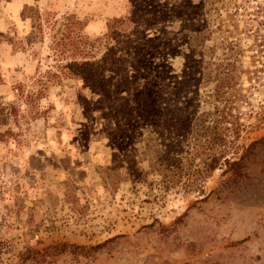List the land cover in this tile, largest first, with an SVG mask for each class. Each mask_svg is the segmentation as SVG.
<instances>
[{"label": "rangeland", "instance_id": "374dc122", "mask_svg": "<svg viewBox=\"0 0 264 264\" xmlns=\"http://www.w3.org/2000/svg\"><path fill=\"white\" fill-rule=\"evenodd\" d=\"M157 1L223 25L206 46L230 36L242 49L236 96L221 105L235 120L229 155L246 154L240 173L223 164L201 192L136 180L133 167L149 169L151 110L178 103L125 78L156 66L161 30H180L162 26L153 0H0V264H264V48L253 33H264V0ZM185 52L166 56L172 79Z\"/></svg>", "mask_w": 264, "mask_h": 264}, {"label": "trees", "instance_id": "16d2710c", "mask_svg": "<svg viewBox=\"0 0 264 264\" xmlns=\"http://www.w3.org/2000/svg\"><path fill=\"white\" fill-rule=\"evenodd\" d=\"M153 2L156 6H153L155 4L149 6L153 7L155 18H161L159 22L162 26H166L170 20H180V30H161V35L152 39L153 42L159 43L153 54L159 59L156 66L153 67L148 59L145 71H138V74L131 76L127 73L125 78L134 90H139L143 84L144 89L149 88L151 96L162 99L166 97L167 100L173 98L178 103H173L168 113L156 114L153 113L155 110H151L150 117L157 119L151 121L150 128L147 129L159 136L149 132L142 152L147 156L149 169L133 167V171L138 170L136 174L138 181L153 174L160 176V182L167 187L181 185L185 189L201 192L202 181L223 164L229 166L228 170L233 169L240 173L243 157L246 156L243 154L235 158L229 155L231 148L228 145L229 135L233 129L228 124L235 123V120L232 119L230 108L226 110V106L221 107L223 102L230 103L236 96L235 89L242 72L241 65H238L240 62L238 53L242 49L235 41L228 40L230 36L213 46H206L207 40L214 36L215 29L224 28L223 25L214 26L216 19L191 20L182 11L176 17L175 11L178 9L176 4L171 2L170 4L174 6L170 8V4L158 3L157 0ZM259 24L264 27V9ZM226 30L234 34L230 29ZM253 33L255 41L259 39L255 45L264 48L262 29L256 27ZM218 47L223 50L221 57L214 55ZM180 48H188L189 52L184 53L181 75L172 79L164 68L167 66L166 56L177 55L176 52H180ZM72 55H76L75 51ZM138 78L143 80L142 84L139 83L141 81H137ZM210 85L212 87L202 94L201 86L207 88ZM190 88L194 89L187 95ZM201 102H208L212 108L200 112L198 107ZM138 108L134 102L132 104L134 114ZM256 144L257 141L252 142L246 153ZM116 160L114 161L117 162Z\"/></svg>", "mask_w": 264, "mask_h": 264}]
</instances>
